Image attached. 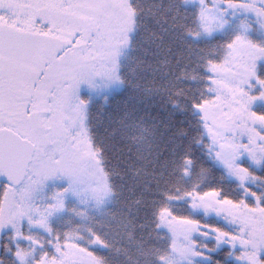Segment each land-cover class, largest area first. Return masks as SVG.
<instances>
[{"label":"trees","instance_id":"obj_1","mask_svg":"<svg viewBox=\"0 0 264 264\" xmlns=\"http://www.w3.org/2000/svg\"><path fill=\"white\" fill-rule=\"evenodd\" d=\"M129 6L133 26L119 61V87L78 97L109 197L100 208L67 200L61 215L48 223V234L25 225L19 238L3 232L0 264L51 261L66 246L90 253L99 264H169L171 238L160 218L165 214L199 227L197 257L190 264H238V250L213 240L215 233L230 230L193 211L190 200L214 195L221 203L264 212V160L243 164L250 183L230 179L196 113L214 97L212 69L243 33L232 24L206 35L201 9L189 0H129ZM243 38L264 49V35L256 27ZM256 74L264 85V64L257 65ZM252 96L264 97V91L256 88ZM252 110L264 120V101ZM64 188L50 184L37 199Z\"/></svg>","mask_w":264,"mask_h":264},{"label":"rangeland","instance_id":"obj_2","mask_svg":"<svg viewBox=\"0 0 264 264\" xmlns=\"http://www.w3.org/2000/svg\"><path fill=\"white\" fill-rule=\"evenodd\" d=\"M189 1L199 5L206 35L220 33L232 24L239 27L243 37L253 26L264 35V0ZM94 3L86 51L88 79L94 87L82 83L64 103L59 130L63 150L58 151V146H53L55 158L62 160L63 172L58 171L43 183H32L35 175L29 172L23 184L12 189L14 195L0 210V235L10 230L19 238L23 225L48 234V223L61 215L67 200L100 208L109 197L107 181L87 139L85 104L78 97L81 93L104 94L119 87L118 66L129 42L133 16L129 0H94ZM243 37L235 41L225 61L211 71L212 101L196 109L215 160L230 179L242 185L250 183L243 164L257 166L264 160V120L252 110L264 101V97L252 96L256 88L264 91L256 74L257 65L264 64V49L252 46ZM50 184L65 188L52 197L47 194L38 200V194H43ZM56 191L53 190L52 195ZM190 204L193 211L226 225L230 232L215 233L213 240L218 245L238 250L235 255L238 264H264L262 210L221 203L214 195L193 197ZM160 218L161 228L171 238L169 264H190L197 257L194 247L199 227L188 221L171 219L166 214ZM58 252L57 258L42 264H99L90 253L71 246Z\"/></svg>","mask_w":264,"mask_h":264},{"label":"snow or ice","instance_id":"obj_3","mask_svg":"<svg viewBox=\"0 0 264 264\" xmlns=\"http://www.w3.org/2000/svg\"><path fill=\"white\" fill-rule=\"evenodd\" d=\"M95 7L94 0H0V210L29 172L32 183L63 172L53 146L63 150L65 101L82 83L94 87L86 51Z\"/></svg>","mask_w":264,"mask_h":264},{"label":"water","instance_id":"obj_4","mask_svg":"<svg viewBox=\"0 0 264 264\" xmlns=\"http://www.w3.org/2000/svg\"><path fill=\"white\" fill-rule=\"evenodd\" d=\"M26 177H27V174L25 176L21 177L18 182L14 183L12 185V188L16 189V188L20 187L23 184V182L25 181ZM0 183L1 184L6 183V181L4 180L3 176H0Z\"/></svg>","mask_w":264,"mask_h":264}]
</instances>
